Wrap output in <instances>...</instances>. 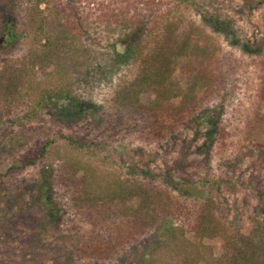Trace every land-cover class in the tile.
<instances>
[{
    "label": "trees",
    "instance_id": "obj_1",
    "mask_svg": "<svg viewBox=\"0 0 264 264\" xmlns=\"http://www.w3.org/2000/svg\"><path fill=\"white\" fill-rule=\"evenodd\" d=\"M29 1H33V4L27 8L18 5L20 0H0V54L14 49L23 38L31 37L35 43L42 45L41 53L30 60L24 70V79L20 85L7 88V91L16 93L13 100L16 106L14 112L20 118L15 123L45 112L49 124L59 126L57 131L75 156L68 158V154H60L63 152L62 145L56 144L51 138L46 141L38 139L28 147L25 135H20L15 139L18 144L14 151L7 146L0 147V152H15L19 162L21 161L8 168L13 179L26 168L44 163L50 153L55 152L64 157L59 167L45 166L34 190L29 189L30 185L23 189L19 184L10 186L8 183L4 185V179L0 181L2 263L103 264L112 262L122 250L129 258L134 259L135 264H162L158 251L170 246L179 232L171 226L167 214L175 209L180 216L175 212L172 214L179 218L191 211L186 203L173 195L170 185L162 183L160 178L148 179L142 175L147 185L145 188L139 185L135 190L119 175H106L102 179V185H95L96 182L91 179L93 169L83 157L98 153L112 135H106L107 130H115V127L109 113L106 112V115L99 118L103 108L77 90L82 84L90 85L88 78L96 79L97 72L119 68L129 58L132 61L138 59V73L131 81L119 83V98H115V101L142 106L156 122L154 134L157 136H170L177 131L178 122L186 124L190 121L191 127H195L191 140L194 142L200 138L202 126L206 122L209 129L205 140L199 145L203 150L212 152L216 136L224 139L227 132L225 125L228 118L225 110L235 88L232 73L235 66L228 63L223 67L227 58L219 59L209 49L191 44L189 35L177 46L163 43L162 40L154 47L149 46V38H152L154 31L143 26L144 13L139 8L130 12L127 6L118 10L113 2H102L98 9H91L86 15L80 6L81 0ZM262 1L245 0V4L252 10ZM42 4L45 5V11L41 8ZM21 9H25L28 14L27 27L19 26ZM102 24L103 31L109 36L116 34L105 45L99 36V26ZM210 26L215 32H224L231 45L241 44L231 22L216 18L210 22ZM171 28L169 24L168 33H171ZM48 63L55 67L52 72L47 71ZM36 66L47 74L49 86L44 87L36 79ZM178 68L187 84L183 91L181 84L172 80ZM0 87H5L4 82ZM142 94L148 96L145 105L140 103ZM181 94L182 106L175 113L174 122L168 124L166 114L169 113L171 99ZM211 98L217 100L210 102ZM249 115L253 124L250 128H257L264 135V114L258 109ZM86 118H94V123L99 126L96 133L84 135L83 131L76 129ZM62 125L68 129L65 131ZM34 131L37 130H32L31 135L35 137ZM54 144L56 147H53ZM255 146L253 150L257 158L249 170H260L257 185L251 183L249 186L256 199L254 206L247 211L252 229L242 239L238 255L231 253L228 257L218 258L216 264H264V141ZM22 149L25 150L23 153ZM159 156L155 152L148 153L144 158H133L129 168L134 170L137 165L141 167L142 164L143 169H146L152 164L156 165ZM187 160V156L183 154L178 166L186 165ZM80 169L84 170V175L77 179ZM46 171L49 173H45ZM132 172L136 174L135 171ZM181 180L187 185L194 184L187 176ZM203 180L210 183L208 177ZM59 183L65 185L67 192L73 190L71 187L79 185L78 192L82 197L76 203L77 211L82 213L79 209H84V218L93 217L95 220L90 234L80 230L74 223V214L68 213L64 200L55 194ZM216 183L218 182L214 181L213 184ZM35 189L37 193L34 192ZM205 201L207 202L195 215L196 218L188 221L190 228L197 237H209L218 233L229 237L228 226L219 215L221 210L215 205L212 190L207 191ZM115 209L120 212L119 219L109 221V210ZM26 225L28 231L25 232ZM33 229L37 231L31 233ZM152 229L154 233L150 237ZM206 251L198 247L196 252L199 255L193 258L188 254L184 264H199ZM76 257L82 262H78Z\"/></svg>",
    "mask_w": 264,
    "mask_h": 264
},
{
    "label": "rangeland",
    "instance_id": "obj_2",
    "mask_svg": "<svg viewBox=\"0 0 264 264\" xmlns=\"http://www.w3.org/2000/svg\"><path fill=\"white\" fill-rule=\"evenodd\" d=\"M20 1L18 5L21 4V7L29 8L33 4V1L29 0ZM102 2L104 4L113 2V6L118 10L123 6L130 8V12H133L135 8L142 10L144 13L143 26L154 31L152 38H149L151 39L148 42L149 46H156L159 40L177 46L189 35L191 44L209 49L210 53H216L219 59L227 58V63L223 64V67L228 63L235 66L232 71L235 88L225 110L228 118L227 124L229 123L225 125L227 132L224 139L216 136L217 141L211 152L203 150L199 145L205 140L206 131L209 129L206 122L202 126L200 138L194 142L191 140L195 127H191L190 121L186 124L178 122L177 131L170 136H157L154 134L157 124L142 106H132L127 102L121 104L120 101H115V98H119V83L131 81L138 73L137 66L140 63L138 59L132 61V58H129L119 68L97 72L96 79L88 78L90 85L82 84L77 91L84 93V97H90L100 108H103L99 118L106 115V112L109 113L115 130H107L106 135H112L107 138L106 144L97 151L98 153L83 157L93 169L91 179L98 186L103 184L104 176L119 175L131 186L132 190H135L139 185L143 188L147 185L142 175L148 179L160 178L162 183L170 185L173 195L188 205L190 214L187 213L178 218L176 215L180 216V214L176 213L175 209L173 212L176 215L171 211L167 214L171 226L179 232L174 236L173 244L158 251L163 261L162 264H184L188 254L193 258L199 255L196 252L198 247L207 250L198 262L199 264H216L218 258L228 257L231 253L234 256L238 255L240 252L238 248L240 245L242 247V239L249 235L252 229L247 211L256 203L254 193L249 187L251 183L257 185L256 179L258 170H260V168L254 171L249 170L257 158L253 148L256 147L255 144L264 141V135L257 128H250L253 124L251 115H249L254 114L258 109L264 114V0L252 10L247 8L245 0H81L80 6L87 15L91 9H98ZM41 8L46 10L44 4ZM21 13L22 19L19 26L27 27L28 14L25 9H21ZM47 17L50 18L49 14ZM216 18L231 22L241 44L231 45L229 37L224 32H215L211 28L210 22ZM169 24L172 27L171 33H168ZM99 27L101 29L99 36L104 45L116 36V34L109 36L105 33L103 24ZM41 49L40 43H35L31 37H28L21 39L14 49L0 54V85L3 82L5 84L4 88L0 87V147L7 146L14 151L18 144L15 139H18L20 135H25L28 147L38 139L46 141L51 138L56 144L62 145L63 152L60 154H68L70 158L75 154L71 153L64 144L61 133L57 131L59 126L49 124L48 115L45 112L35 118L23 119L15 123L20 118L14 112L16 106L13 100L16 93L12 90L7 91V88L20 85L24 79L22 75L24 70L30 60L38 57ZM54 69V65L48 63L47 71L52 72ZM35 75L44 87L50 85L47 81V74L38 66H36ZM172 80L181 84L182 91L187 86L180 68L174 72ZM67 87L71 88L70 85ZM147 97L146 94H142L140 103L145 105ZM211 99L210 102L217 100L216 98ZM181 106L182 94L171 99L170 110L166 114L168 124L174 122L175 113H178ZM62 127L64 128V125ZM98 127L94 123V118H86L76 129L83 131L84 135H92L96 133ZM34 129L37 130L34 131L35 137L31 135ZM64 129L66 131L68 128ZM56 144L53 147H56ZM23 151L25 150L22 149L21 153ZM155 152L160 155L156 165L152 164L146 169H143L142 164L141 167L137 165L134 170L129 168L133 158H144L148 156V153ZM60 154L50 153L44 163L26 168L21 172L22 174H17L13 179V176H10L11 173H8V168L21 161L19 162L15 152H0V181L4 179V185L8 183L7 185L10 186L19 184L23 189L30 185L29 189L34 190L37 188L35 184L40 172L44 171L45 166L56 168L59 167L60 162L64 161L63 155ZM183 154L187 156V163L178 166ZM170 169L172 171H169ZM83 175L84 170L80 169L76 178L80 179ZM186 176L193 180L194 184L182 183L181 178H186ZM205 177H208L210 183L203 180ZM214 181L218 183L213 184ZM71 189L73 190L67 192L65 185L59 183L55 188V194L64 200L69 209L68 213L74 214V223L79 226L80 230L90 234L95 226V220L93 217L84 218L82 215L84 209H79L82 213L77 211L76 203L82 197L78 192L79 185ZM208 190H212L215 205L221 210L219 215L228 226L229 237L222 233L209 237H197L194 230L190 228L191 225L188 224L190 219L192 221V218H196L195 215L207 202L205 196ZM34 192L37 193V190L35 189ZM119 213L118 209L109 210V221H117ZM24 231H28L27 225ZM35 231L37 229H33L31 233ZM108 232L110 231H103V233ZM150 233L151 237L154 230H150ZM77 260L82 262V260ZM0 264H3L1 256ZM103 264H135V262L120 250L112 262L107 261Z\"/></svg>",
    "mask_w": 264,
    "mask_h": 264
}]
</instances>
